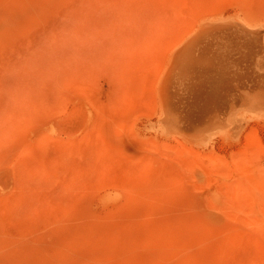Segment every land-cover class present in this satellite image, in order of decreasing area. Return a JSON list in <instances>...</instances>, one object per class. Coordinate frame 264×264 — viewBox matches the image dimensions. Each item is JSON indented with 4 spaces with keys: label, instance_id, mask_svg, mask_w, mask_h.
I'll list each match as a JSON object with an SVG mask.
<instances>
[{
    "label": "rangeland",
    "instance_id": "obj_1",
    "mask_svg": "<svg viewBox=\"0 0 264 264\" xmlns=\"http://www.w3.org/2000/svg\"><path fill=\"white\" fill-rule=\"evenodd\" d=\"M206 13L264 0H0V264H264V61L171 75Z\"/></svg>",
    "mask_w": 264,
    "mask_h": 264
},
{
    "label": "bare ground",
    "instance_id": "obj_2",
    "mask_svg": "<svg viewBox=\"0 0 264 264\" xmlns=\"http://www.w3.org/2000/svg\"><path fill=\"white\" fill-rule=\"evenodd\" d=\"M199 15L197 18L195 16L196 19L193 21L191 20L190 23H187L188 25L185 26L181 34L172 44L174 45L173 48H176V50H174L170 56V65L172 66L171 69H173L171 75L177 78L176 83L184 84L183 89H187L188 93L193 96L199 89L197 86L200 85H188L186 82L189 81L188 79L191 78V75L197 72L195 69H202L203 71H199L203 76L202 82H204V87L202 88L205 89V85L206 87L209 85L211 93L218 97L220 95L219 91H221L223 87L224 77L221 72L217 71V68L214 67V57L218 56L223 64L227 61L228 63L235 62V65L230 66V70L227 73L232 76L252 75L259 72V68L262 67V61H264V48L260 44L251 47H247L246 44L239 45L237 44V36L242 39V37L247 35L255 41L256 35L259 34L261 36L264 34V28L261 27L260 29V27L257 26L258 23H260L259 21L264 18V15L245 16L246 13H243L242 22H244L247 28H257L256 31L240 28L237 25L239 23L237 20L224 19L222 14L213 17L208 16L207 13L206 15L201 14L203 16ZM204 16L208 17L204 18ZM219 30L222 31L223 34L221 33V35L226 40L223 45L218 47V50H214L215 44L212 41L215 42L216 36L219 35ZM190 32H193L192 35H195L193 37H191V35L188 36ZM186 35L188 36L187 38ZM199 40L200 42H198ZM227 47H229L230 50L224 51ZM229 51L231 52L227 53ZM193 65L196 66L193 68ZM255 68H257V70ZM252 70H256V72ZM216 97H212V99ZM168 102L171 103L170 100ZM213 104V102H210L207 107H213Z\"/></svg>",
    "mask_w": 264,
    "mask_h": 264
}]
</instances>
